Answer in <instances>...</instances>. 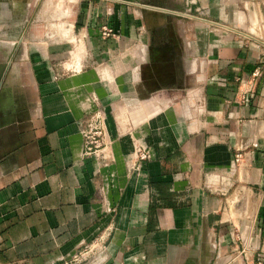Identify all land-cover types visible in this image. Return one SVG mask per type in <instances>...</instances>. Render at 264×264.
Here are the masks:
<instances>
[{
  "label": "crops",
  "instance_id": "crops-1",
  "mask_svg": "<svg viewBox=\"0 0 264 264\" xmlns=\"http://www.w3.org/2000/svg\"><path fill=\"white\" fill-rule=\"evenodd\" d=\"M102 232L100 264H264V0H0V264Z\"/></svg>",
  "mask_w": 264,
  "mask_h": 264
},
{
  "label": "built area",
  "instance_id": "built-area-1",
  "mask_svg": "<svg viewBox=\"0 0 264 264\" xmlns=\"http://www.w3.org/2000/svg\"><path fill=\"white\" fill-rule=\"evenodd\" d=\"M111 28L102 27V34L110 35ZM259 75L258 71H254L248 82V85L239 94L241 101H248L252 95L255 79ZM105 116L102 109L96 105L95 109L88 110L83 119L80 121V133L83 138V153L86 156L99 157L104 156V133H105ZM135 156L138 159H145L150 156L149 148L141 145L135 148ZM242 158L241 152H236L234 161L239 162ZM106 239L107 236L102 232L94 240L83 244L75 250L70 258L64 264H100L106 259Z\"/></svg>",
  "mask_w": 264,
  "mask_h": 264
}]
</instances>
